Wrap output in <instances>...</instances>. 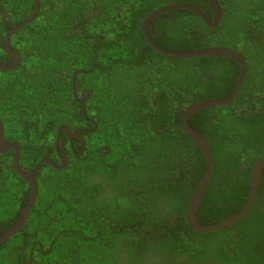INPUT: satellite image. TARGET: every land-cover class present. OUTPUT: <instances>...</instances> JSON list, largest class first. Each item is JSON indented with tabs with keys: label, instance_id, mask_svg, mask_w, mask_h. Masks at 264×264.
<instances>
[{
	"label": "trees",
	"instance_id": "trees-1",
	"mask_svg": "<svg viewBox=\"0 0 264 264\" xmlns=\"http://www.w3.org/2000/svg\"><path fill=\"white\" fill-rule=\"evenodd\" d=\"M183 1L212 16L208 0ZM217 1L218 27L182 8L166 12L174 20L162 14L150 22L155 41L167 51L227 47L246 62L233 100L188 120L212 157L196 216L201 225L242 209L252 166L264 151V0ZM39 2V17L15 40L21 64L0 72L4 137L18 141L19 166L30 171L50 152L59 162L53 147L58 125L89 130L76 134V147L61 131L65 166L36 172L43 190L21 231L0 244V264H264V167L255 202L241 220L207 233L186 222L205 158L185 132L182 115L193 104L228 96L239 64L153 49L140 29L138 16L146 11L136 4ZM33 7L32 0H0L16 23ZM119 15L124 27L115 28L112 19ZM25 190L9 161L0 160V235L24 207Z\"/></svg>",
	"mask_w": 264,
	"mask_h": 264
},
{
	"label": "water",
	"instance_id": "water-1",
	"mask_svg": "<svg viewBox=\"0 0 264 264\" xmlns=\"http://www.w3.org/2000/svg\"><path fill=\"white\" fill-rule=\"evenodd\" d=\"M209 2H210V9L214 15L213 23H210L209 20L206 18L207 16L200 9H198L197 7H195L193 5L184 4V5L177 6V8L188 9L191 12H194L197 16H199L204 21V23L206 25L215 26L219 22L220 15H221V9H220L216 0H209ZM38 7H39V4L36 1V9H38ZM168 10H169V8H163V9H160V10L152 13L150 16H148L144 22V26H143L144 30L146 31L147 26L149 25L151 20L156 15H159L165 11H168ZM30 20H31V18L29 20L23 22L22 24H19L11 32L15 31L20 26L24 25L25 23H27ZM9 34L10 33H8V35ZM148 44L150 46H152L154 49H156V50H158L164 54L172 55V56H176V57H182V58L205 57V56L226 57V58L233 59L234 61H236L239 64V68H240L239 78H238L237 82L235 83L232 91L230 92V94L228 96H226L222 99H218V100L202 101V102H198L196 104H193V105L189 106L187 109H185V112L183 113L182 118H181L185 132L195 142V144L198 146L199 150L202 152V154L205 158V170H204L203 176L200 179V181H199V183L195 189V192H194L193 196L191 197L190 202L186 208V222L188 223V225L191 228H193L194 230L201 232V233L212 232V231L221 229L225 226L233 225L237 221L241 220L249 212V210L252 208V206L255 202V199H256V196L258 193V189H259V185H260L262 170L264 167V151L258 156V158L256 159V161L254 162V164L252 166L250 176H249V189H248L247 200H246V203L244 204V206L242 207V209L240 211H238L237 213H235L234 215L230 216L229 218L221 220L218 223H215L212 225H201L198 222L196 216H197L198 207L200 205L202 197L205 193V189H206L208 182L210 180V177H211L212 157H211L210 149H209L208 144L206 143L205 139L189 125L188 120L194 113H196L197 111H199L201 109H205L207 107L225 105L228 102H231L233 100V98L236 96L237 92L239 91V89L241 87L242 80L246 74V62H245L242 54H240L239 52H237L233 49L227 48V47L214 46V47H210V48H205V49H201V50H194V51H189V52H171V51L165 50L162 47H158V46L154 45L151 41H149ZM7 69H9L8 66L0 64V70H7ZM61 131H63L67 136L71 135V133L69 132V129L67 127H61L60 129H58L56 143L54 145L55 148L57 147L58 137H59V134ZM76 132L77 131L72 132V136H74L76 134ZM2 139H3V127H2V124L0 121V152H4L8 149L14 150L15 156H13V159H12V166H13L14 170L20 176L27 179V184H28V186L31 187V192H30L28 202L26 203V205H25L24 209L22 210V213L18 217L17 221L12 225L11 228H9L6 231L5 234L0 235V243L5 241L6 239L10 238L16 232L20 231V225L22 223V220H25L32 204L35 201L36 188H35V182H34V172L38 169V166H39V164H37L33 168V170L30 172L22 171L18 166V159H19V152H20L19 146L16 145L15 143L14 144H7V142L3 141ZM57 155H58L59 161H62V164H61V168H62L65 166L66 159L61 155V153L59 151H57ZM39 163H45V164H49V165L51 164L53 166L55 164L53 162V160H49V159H43Z\"/></svg>",
	"mask_w": 264,
	"mask_h": 264
},
{
	"label": "flooded vegetation",
	"instance_id": "flooded-vegetation-1",
	"mask_svg": "<svg viewBox=\"0 0 264 264\" xmlns=\"http://www.w3.org/2000/svg\"><path fill=\"white\" fill-rule=\"evenodd\" d=\"M33 2H34V4L36 5V1H37V3H38V1L39 0H32ZM217 1V0H216ZM69 3H70V1H69ZM123 3H125V5H129V6H132V5H137L138 7H139V9L140 10H143V11H146V13H144V15L143 16H141V15H139L138 17H142V25H141V27H140V29H141V31H142V39L146 42V43H149V41H151L154 45H156V46H158V47H161L156 41H155V39H156V36H157V32H155V30L153 29V30H150V23H149V25L147 26V28H146V31L144 30V28H143V26H144V22H145V19L148 17V16H150L152 13H154V12H156V11H158V10H160V9H163V8H169V11L170 10H177V9H180V8H177V6H180V5H184V4H186V3H184V1L183 0H165L164 2L163 1H161V2H156V0H123ZM217 3H218V1H217ZM208 6H209V8H210V2H209V0H208ZM122 5H124V4H122ZM188 5V4H187ZM189 5H191V4H189ZM193 6H194V4H192ZM218 5H219V7H220V4L218 3ZM39 6H40V4H39ZM196 7V6H195ZM183 9V8H182ZM199 9V8H198ZM188 10V9H187ZM39 12H40V9H39V7H38V9H36V6H34L30 11H29V13L28 14H26V15H24V16H22V20L21 21H19V22H13V20L9 17V14H8V12L7 11H5V10H1L0 9V19H1V21H2V23L0 24V48H1V50H2V53L0 54V64H2V65H5V66H8L9 67V69H7V70H5V71H12V70H14V69H16L17 67H19V65L21 64V62H22V55H23V53L21 52V50H17L16 48H14V44H15V40H16V38H18L19 37V35H20V32L22 31V30H25V28L27 27V24L30 22V21H32V20H37V17H39ZM166 12H168V11H165V12H163V13H161V14H159V15H156L153 19H155L157 16H161L162 14H164V16L163 17H160V18H165L166 20L167 19H170V20H174V18L173 17H171V15L170 14H168V15H166ZM203 12V11H202ZM210 12H211V17L209 18H207L208 20H209V22L210 23H213V19H214V15H213V13H212V11H211V9H210ZM181 13V12H180ZM191 13H193V14H195L194 12H191ZM204 13V12H203ZM179 14V13H178ZM184 14H188V12H184ZM196 15V14H195ZM206 15V14H205ZM199 17V16H198ZM31 18V20L30 21H28L27 23H25L24 25H22V26H20L18 29H16L15 31H13V32H11L15 27H17L19 24H22L23 22H25V21H27V20H29ZM200 18V17H199ZM221 18H222V13H221V15H220V19H219V22L217 23V25H215V26H208V25H206L207 27H210V28H213V27H218V25H219V23H220V21H221ZM123 19H124V17L123 16H117L116 18H114V19H112V21H115L114 22V24H115V28H118V27H121V26H123L124 27V24H123ZM152 19V20H153ZM201 19V18H200ZM151 20V21H152ZM204 22V21H203ZM164 25L165 24H163V25H161L160 26V28L159 29H164ZM167 28V27H166ZM114 29V28H113ZM8 33H10L9 35H8ZM8 35V36H7ZM119 36H121V33L119 34ZM124 36V35H123ZM149 45V44H148ZM150 46V45H149ZM150 47H152V46H150ZM44 49H45V53H49V51H50V48L49 47H43ZM153 48V47H152ZM163 48V47H162ZM154 49V48H153ZM156 50V49H155ZM109 67V66H108ZM100 69V68H99ZM2 70H0V72H1ZM77 72V71H76ZM58 75H61V73H58ZM76 87H77V84H75L74 83V86H73V94H75V91H76ZM85 91H83L82 93H84ZM82 93L81 94H79L78 95V98L79 99H81L82 98ZM83 112V111H82ZM89 122H91L92 124H94L93 123V121L91 120V119H89ZM61 127H67L68 129H69V132L71 133V135L70 136H67L65 133V135H66V137H67V140H68V143H67V145H69V147L70 146H72V144H74L75 145V147L77 146V143H80L79 141H81L80 140V138H78L77 140H73V139H75V137H76V134L77 133H79V132H84L85 130H89V129H74V130H72V128H70L68 125H62V124H60V125H58V127H57V129H56V133H57V130L58 129H60ZM96 128V127H95ZM4 130V129H3ZM74 131H77L76 132V134L74 135V136H72V132H74ZM63 132V131H62ZM56 133H55V135H56ZM60 136H61V132H60V134H59V137H58V143H57V147L55 148L54 147V145H55V143H56V140L54 141V145H53V147H54V149L56 150V152L57 151H59V149H58V146L61 144V146L63 145V140H61V139H59L60 138ZM3 141H5V142H7V144H16V145H18L19 146V148H20V145H19V143H18V141H16V140H13L12 138H10V137H4V132H3V139H2ZM73 145V146H74ZM47 146V148H49V146L48 145H45V146H43V147H46ZM1 153V161H9V165H11L12 166V159H13V156H15V152H14V150H11V149H8V150H6V151H4V152H0ZM12 153V158H10L9 159V157H10V154ZM49 153V151H47V154ZM62 155V154H61ZM45 156H47L48 157V159H53V161L55 160L54 158H53V153L52 152H50L48 155H45ZM63 156V155H62ZM57 157H58V155H57ZM64 157V156H63ZM65 158V157H64ZM66 159V158H65ZM19 160V159H18ZM56 163L58 164V166L56 165V164H54V167L55 168H57V169H62L61 168V164H62V161H59V162H57L56 161ZM51 165V164H50ZM18 166H19V163H18ZM53 166V165H52ZM20 168H22V169H24L25 168V166H23V165H20L19 166ZM22 177V176H21ZM22 179H24V180H26L27 181V179H25V178H23L22 177ZM41 190H43V189H41ZM36 191H37V185H36ZM27 193H28V195H29V187H28V189H27ZM30 196V195H29ZM17 220H15L12 224H11V226H10V228L12 227V225L16 222ZM23 226V223H21V225H20V231H21V227ZM38 227H39V230H41L44 234H45V227H42L41 225H40V223H38ZM6 232H2V234L1 235H3V234H5ZM28 233V232H27ZM28 234H30V233H28ZM31 235V234H30ZM13 238V236L9 239V240H11ZM9 240H7V241H9ZM27 264H30V262L28 261L27 262Z\"/></svg>",
	"mask_w": 264,
	"mask_h": 264
},
{
	"label": "clouds",
	"instance_id": "clouds-1",
	"mask_svg": "<svg viewBox=\"0 0 264 264\" xmlns=\"http://www.w3.org/2000/svg\"><path fill=\"white\" fill-rule=\"evenodd\" d=\"M33 4H34V2H33ZM38 4H40L39 1H38ZM34 6H36V5L34 4ZM39 9H40V6H39ZM147 44H148V43H147ZM43 159H48V157L41 158V160H43ZM41 160H39V162H40ZM49 160H53V159H49ZM39 162L37 163V164H39L38 169L34 172L35 188H36V185H37L35 175H36V172H39V173H40V170H41V169H40V166H41V167H44V166H51V167L55 168V167L52 166V165L45 164V163H39ZM53 162L58 166V164L56 163L55 160H54ZM37 164H36V165H37ZM36 165H35V166H36ZM35 166H34V167H35ZM12 167H13V166H12ZM34 167H33V168H34ZM19 168H20V167H19ZM33 168H32L30 171H32ZM13 169H14V168H13ZM20 169H21V168H20ZM21 170H22V169H21ZM14 171H15V170H14ZM22 171H24V170H22ZM30 171H24V172H30ZM15 173H16L19 177H21L16 171H15ZM21 178H22V177H21ZM22 180H23L24 183H25V186H26V190H25V191H26V192H27V189H28V187H29V195H30L31 187L28 186L26 180H24V179H22ZM39 189H42V188H40V186L37 185V191H35V192H36V196H37V194H38ZM29 195H28V197H27V201H26V203L28 202ZM35 199H36V197H35ZM34 202H35V201H34ZM26 203H25V205H26ZM25 205H24V207H25ZM24 207L20 210L19 215L17 216V219H18V217L20 216V214L22 213V210L24 209ZM27 216H28V215H27ZM26 218H27V217H26ZM26 218H25V220H22V223H23V224H24V222L26 221ZM17 219H16V220H17ZM9 228H10V227H9ZM9 228H8V229H9ZM8 229H7V230H8ZM7 230H6V231H7ZM46 230H47V229H46ZM6 231H5V232H6ZM12 236H14V235H12ZM12 236H11V237H12ZM11 237H10V238H11ZM10 238L6 239L5 241H3V242H1V243H5V242H6L7 240H9ZM1 243H0V244H1ZM30 257H31V256H30ZM30 257H29V258H30Z\"/></svg>",
	"mask_w": 264,
	"mask_h": 264
},
{
	"label": "rangeland",
	"instance_id": "rangeland-1",
	"mask_svg": "<svg viewBox=\"0 0 264 264\" xmlns=\"http://www.w3.org/2000/svg\"><path fill=\"white\" fill-rule=\"evenodd\" d=\"M1 80H5V76L3 75V76H1L0 75V81ZM58 131V130H57ZM56 138H57V133H56V135H55V140H56ZM14 182V181H13ZM17 198H19V196L17 197ZM16 199V198H15ZM6 215V214H5Z\"/></svg>",
	"mask_w": 264,
	"mask_h": 264
}]
</instances>
